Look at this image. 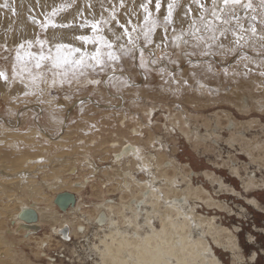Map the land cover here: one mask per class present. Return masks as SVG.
I'll use <instances>...</instances> for the list:
<instances>
[{
	"label": "rangeland",
	"instance_id": "rangeland-1",
	"mask_svg": "<svg viewBox=\"0 0 264 264\" xmlns=\"http://www.w3.org/2000/svg\"><path fill=\"white\" fill-rule=\"evenodd\" d=\"M141 2L142 0H132V2L130 0H124V7L121 8L119 7L120 0H114V3H110L109 0H74V2L73 0H64L62 3L72 4V7L58 13L53 19L57 22H59V20L60 22H67L75 18L78 25L85 19L91 21L93 19H99L101 16L107 19L109 17V12L104 11V9H109L110 11L115 7L117 18L121 23L126 24L128 19H131L133 24H139L143 18V11L139 8ZM167 3L165 0H161L159 13L155 10V2L153 6H151V4L149 5V9L154 16H158L162 20L163 15L166 14L167 8L165 12H161L165 9ZM11 4L15 9L17 8V18H15L13 22L16 24V21L19 19V13H24V8L23 6L21 7L18 0H14V2L12 0ZM56 4L60 5L61 3L56 2ZM89 5H91V7H89ZM124 9H126V15H123L124 18H122L121 15L124 13L122 10ZM129 10L132 11L130 12ZM81 12L82 15H79ZM73 13L74 16L72 17ZM112 23H114V21ZM110 25H104V34L109 39H113L111 34L107 32V28L110 27ZM113 29L118 34L122 32V29L118 27ZM170 29L171 27H169L168 32ZM48 30L47 32H43L40 29L39 36L41 38H46L47 33H49ZM180 30L181 29H179V31ZM159 31H161L160 39L162 38L163 40L161 42H158L155 37ZM179 31H177V33H179ZM168 32L165 34L163 26L161 25V27H158L156 32L152 34L153 43L148 45L145 50V60L148 61L147 68L140 67V54L139 51H137L135 58L132 56L122 57L121 63L116 65V72L111 80L109 77H112L113 73L110 68L102 73L89 71L83 77L75 79L70 77V83H61L60 77L54 78L51 72H45L44 75L37 80L35 85L31 84L34 92H36L37 89L38 91L41 89L44 90L42 93L45 95V100L40 98L39 94H37L38 96L34 94V96L28 97L27 100L22 102L18 100L19 103L14 102L18 107L14 105L9 107L10 112H18V115L17 113L15 115L14 113H6L4 105L5 100L1 95L0 114L4 118L5 124L9 125L10 120H17V127L21 123L30 127V123L33 122L32 127L35 128L37 118H39V124L44 130L48 128L50 130L49 126H52L54 130L56 121L53 117L57 115L56 117L61 118L59 124H62L60 131L57 133H59V136L64 134V139L62 140L63 144H70L72 148L79 147V149L74 152L75 155H72V157L79 159L82 158V155L86 152H82V148L80 147L88 144L87 142H90L89 139L93 138L94 135H97V138L101 136V139L104 140V137L110 135L109 129H114L118 125L117 121H119L120 124L125 118L128 119L129 116H132L131 114L135 109L134 103H141L144 101L145 105L151 108L153 113L149 116L150 118H147L148 121L143 119V122L149 125L144 129V135H141V137L144 138L143 140L146 142L148 139L155 137L153 144L156 146V149L149 147V151H151L150 153L152 155L156 154L157 163L164 164L166 161H171V163L179 166L180 172L188 175V177H186V179H188L186 184L182 182L179 177L177 181L178 190L183 191L188 183L193 189L200 188L203 191L205 190L204 193L201 194L200 201L197 200L194 202L191 200L196 206V214L207 218H215L216 226L227 228V230L236 237L238 245L236 254L239 256L241 253L242 258L239 262H236V264H264V162L257 159L252 161V158H249L246 151H244V148L249 151L247 149L248 140L252 142L253 139L256 140L258 137L256 141L258 142L259 140L258 143H264V140H262L264 139V107H262L261 104L260 107H255L254 104L250 103V95L241 90L238 92L239 97L240 95L242 97L245 96L249 100L250 107L248 110L238 108L236 104L237 98L239 97L227 92H231L239 87L232 86L230 88L227 87L228 89H225V87L220 88V83L218 84V78H216L218 77L217 71H219L220 65L226 66L224 69L229 72H233L235 69L241 71V75L234 76L233 79H231L232 82L237 77L244 78L245 72L249 73L246 67L247 60L244 59V57L247 56V53L258 55V49H254L255 46L249 45L242 50L237 49L234 52H227V49L234 47L233 43H228L227 37L229 33H227L225 36L219 37V39L212 44L209 55L201 56L199 54L200 49L194 47L195 41L191 37H186V39L189 41L193 40V45L184 44L182 42L183 45L177 48L171 42L173 32ZM73 34L91 35L92 33L90 28L85 27L81 29L75 27L67 31L63 37L55 34H53L52 37L59 38L55 40L56 42H71L77 47H82L85 51H94V45L89 44L87 46H82L80 42L72 39ZM53 38L51 40H54ZM25 40L29 39L18 32L11 34V30L0 25V70L6 71L8 76L12 75L11 69L12 64L15 62L17 45ZM118 43L126 44L127 38L122 39ZM218 44H223L225 46L224 49L217 47ZM142 45L143 37L141 36L137 43V48ZM157 45H160V47H157ZM5 47L7 51H5ZM154 48H157V53H154ZM36 49L33 47L31 50L35 52ZM45 51H47V49H45ZM222 51L226 54L222 55ZM186 52H195L196 54L185 55ZM149 53H154V55H149ZM161 57L164 58L161 59ZM153 58L157 60L155 64L151 63ZM209 67L211 71L208 70ZM33 71L35 73L36 70L34 69ZM182 72L186 74L181 77V85L175 88L179 94V99L175 97L161 100L157 90L162 89V87L169 89V82H167L169 76L173 73L180 74ZM53 79L56 80V83H53ZM120 79L126 80L127 84L119 85L118 81ZM192 79L194 80L192 81ZM26 80L30 82L27 78ZM91 80H100L101 83H89ZM185 81H187L186 84ZM175 82L176 81H174V83ZM114 85L119 87L115 88ZM201 85H203L206 90L200 94ZM174 87L175 86L172 85L171 88ZM241 89L246 90L245 85H243ZM172 93L174 92L170 91V94ZM254 93L255 91L253 94ZM184 94H188L190 98L184 97ZM146 96L149 97L148 100ZM228 97H230V99H228ZM90 99L96 100V104L91 102ZM51 100H55V102L61 101L62 103L68 104V106H73L72 114L68 116V113L64 111L53 114L54 102H50ZM33 106H40L42 114H36V117H34L32 114L26 115L27 112H31V108L19 110L21 107ZM25 115L26 117H24ZM176 117H179V119L182 118L186 125H182L181 123L183 122H177L175 120L177 119ZM218 122L220 123L218 124ZM91 125H95V127H90ZM99 126H102L104 129L99 128ZM180 126L182 130L179 128ZM186 128L187 131L185 130ZM56 131L57 130H55V134ZM126 132L129 131L127 130ZM233 134L235 136L244 137V144H242V142H234L232 138ZM122 137H125V135L122 134ZM126 141L130 145L141 146L135 141H130L129 137H127ZM197 143L199 144L197 145ZM86 147L89 148L88 145H86ZM92 148L93 146L88 150L91 154L87 157H94L93 162L94 166L97 167V173L90 170L88 166L82 165V168H78L80 171H78L79 175H74L72 178V181H83L87 179L89 182L86 183V186L79 193V195L81 194V200L80 198L78 199L81 203L80 209L85 215L93 214L95 204L103 203L108 200L118 203L121 196L124 195L120 193V190L116 189V183L111 182L110 185H108L103 182L105 177L102 173L112 172V158H114L117 150L115 148H110V151L108 150L109 153L102 152L100 154L96 149H93V151ZM52 149L56 150L57 159L59 161L71 156L68 149L59 148V144H55ZM26 151L28 152L23 154L30 158L40 154V150L36 147ZM256 152V154L261 153V151L257 150ZM44 153H46V150H44ZM12 155L11 152L5 153V151L1 150L0 166L19 161L22 157L20 153L15 156ZM167 170L169 171L167 172L170 173L169 176L167 175L168 177L174 175V171H171L173 170L171 167H168ZM233 172L236 175L233 174ZM137 177L138 179H146V177H143L142 172L139 171H137ZM250 178L252 180L254 179L253 183L255 187L253 186V188L252 186L248 188L245 187L247 183L246 180ZM219 182H222V185H220ZM159 184L163 185L164 183L162 181ZM3 195L5 196L0 197V204L13 206V204L9 202V194ZM205 196H209L217 205L207 206L206 203H204L206 200ZM189 197L191 198L192 196ZM5 221H7L6 218L3 216L0 217V230L8 228L5 227ZM51 224L52 222L45 221V223L42 224L43 228L41 227L36 234L31 236V241L27 240L24 245L21 244L17 248H14L12 253L22 252L25 254L24 259H10L9 257L1 256L3 247L0 240V264L97 263L96 259L98 258L95 255V249L91 245L94 239L92 235L96 230L94 227L90 228V232L87 233L86 237L83 239L77 238V236L72 234V231L75 230L72 228L74 225L66 224V226L63 227L69 228L67 232L55 234L51 231L53 228ZM76 230L78 231V226ZM5 237L13 244L20 243L17 239L22 238V236H18V234H14V237L10 235H6ZM40 240L41 242H45L41 244L42 248H40L44 255L38 256V252L41 251H37V248L39 249L40 247L37 242ZM208 240L211 251L215 253V257L220 263L235 264L233 253H231L228 248L225 249L222 245L217 247V245L211 242L210 237H208ZM253 256L254 258H252Z\"/></svg>",
	"mask_w": 264,
	"mask_h": 264
},
{
	"label": "bare ground",
	"instance_id": "bare-ground-1",
	"mask_svg": "<svg viewBox=\"0 0 264 264\" xmlns=\"http://www.w3.org/2000/svg\"><path fill=\"white\" fill-rule=\"evenodd\" d=\"M63 1L64 0H39V3H37V0H18L21 7L23 6L24 8V13H19V19L16 21V24H14L13 22L15 21V18H17V15H12L10 10L0 9V25L11 30V34L18 32L19 34L26 36L27 39L33 40L37 34H39L40 27L38 24L32 23L29 20V17L34 16L36 20L43 21L45 16L50 13L53 8L64 4L62 3ZM130 1L132 2V0ZM165 1L166 3L168 2V0ZM0 2L4 1L0 0ZM11 2L12 0H9L10 4ZM56 2L61 4L57 5ZM154 2L155 1L153 0L151 6L154 5ZM206 2L210 6V0H206ZM183 3L184 0H181L182 5ZM254 3H258V0H254ZM166 8L167 6L161 13L165 12ZM192 8L194 9L193 16L197 15L195 10L196 6L192 5ZM125 11L126 9L122 10V12H124L121 15L122 18H124L123 15H126ZM238 11L240 15H244L242 9ZM182 12L183 8H178L174 13V18L176 20L174 26L176 31H179L181 27L185 29L187 28L188 21L181 20ZM73 16L74 13L72 17ZM242 22L245 23V26L247 27V22ZM110 27L116 28L117 26L114 22ZM69 30L70 29L50 28L46 38L52 43H55V40H51L53 34L61 35L63 37ZM171 32L172 28L168 33ZM160 36L161 31L155 35L158 42L163 41L162 38L160 39ZM233 40L234 37L229 33L227 37L228 43L232 44ZM192 41H189L188 44L193 45L194 41ZM182 42L183 41L179 42L180 46L183 45ZM254 46V49L256 48L259 51V43H255ZM34 47L36 49V46ZM38 51L39 46H37L35 52ZM154 53H157V48H154ZM247 57L246 67L248 68L249 73L245 72L243 76L244 78L237 77L232 82L231 79H233L234 76L241 75V71L235 69L233 72H229L224 69L226 66L220 65L218 69L219 71L215 70L217 71L218 76L216 77L218 78L217 82L218 84L220 83V88L225 87V89H228L227 87L230 88L232 86L239 87L227 93L239 97L238 92L243 90L246 94L250 95L251 104H254L255 107H260L261 104L262 107H264V76L260 75V73L264 71V57L254 53H247ZM185 74V72L180 74L173 73L169 76L167 81L169 82V89L162 87V89L157 90L161 100L172 99L175 97L179 99V94L175 88L181 85V77ZM9 78L11 80V76H9ZM193 80L194 79H192V81ZM122 81L124 80L120 79L118 81L119 85L124 84ZM174 81L176 82L174 83ZM24 83L29 84V87L25 88L19 81V78L10 84H5V82L0 81V96L2 95L4 97L5 111L7 114L14 113L16 115L17 113L18 115V112H10L9 107H12L13 105L16 106L14 102L19 103L18 100L22 102L27 100L28 97L34 96V94H39L40 98L45 100V95L42 93L44 90L41 89L38 91L37 89L36 92H34L30 82L25 79ZM172 85L175 87L171 88ZM243 85H245L247 91L241 89ZM118 87L119 86H115V88ZM205 90L204 87L200 88V94ZM170 91H173L174 93L170 94ZM254 91L255 93L253 94ZM25 92H28L29 94L24 95ZM184 97L188 98L189 96L188 94H184ZM146 98L147 100L149 99L148 96H146ZM228 99H230V97H228ZM90 101L96 104V100L94 101L93 99H90ZM50 102H54L53 114H56L57 112L61 113L63 111L67 112L68 116L72 114L73 106H68V104L64 102L62 103L61 101L55 102V100H51ZM134 105L135 109L131 114L132 116H129L128 119L125 118L120 124L119 121H117L118 125L114 129H109L110 135L104 137V140L101 139V136L100 138H97V135H94L93 138L89 139L90 142H87L88 144L80 147L82 148V152H86L82 155V158L79 159L72 157L73 154L75 155L74 152L77 151L79 147L72 148L70 144L62 143L64 134L59 136V133H57L60 131V127H62V124H59L61 118L56 117L57 115H54L53 117L56 121L54 130L52 129V126H49L50 130L49 128L44 130L39 124V118H37L35 128L32 127L33 122L30 123V127L22 123L17 127V120H10L9 125L5 124L6 122L4 121V118L0 114V151H5V153L11 152L13 154L12 156L20 153L22 156L19 161L0 166V197L5 196L3 194H9V202L13 204V206L0 204V217L3 216L7 219V221H5V227H8L0 230V240L3 247V253L1 256H6L10 259H24V253H12L14 248H17L21 244L24 245L27 240L31 241V236L41 229L43 226L42 224L45 223V221H48L52 222L51 225L53 228L51 231L53 233H63V226L71 224L72 226L74 225L72 228L75 229L72 231V234L77 236V238L83 239L86 237L87 233L90 232V228L94 227L96 230L92 235L94 239L91 245L95 249V255L98 258L96 259V264H129L130 261H135V264H141V262H150L154 259H164L169 261V264H222L215 257V253L211 251L208 237H210L211 242L217 245V247L222 245L225 249L228 248L231 253H233L235 264L242 259L241 253L239 256L236 254V251H238L236 237L232 235L227 228L216 226L215 218H207L196 214V206L191 200L194 202L197 200L200 201L201 194L204 193L205 190L203 191L200 188L193 189L189 183L183 191L178 190L177 181L179 180V177L180 180L186 184L188 182V179H186L188 175L180 172L179 166L171 163V161H166L164 164L157 163L156 154L152 155L150 153L151 151H149V147L156 149V146L153 144L155 137L148 139L147 142L141 137V135H144V129L149 125L144 123L143 119L148 121L147 118L151 116L153 112L151 108H148V106L145 105L144 101L141 103H134ZM236 105L243 110H248L250 107L249 100L241 95L237 98ZM25 108H31V112H27L26 115L32 114L36 117V114H42L40 106L21 107L19 110H25ZM26 115L24 117H26ZM176 118L177 119L175 120L177 122H183L181 124L186 125L182 118ZM219 123L220 122H218V124ZM99 128L104 129L102 126H99ZM179 128L182 130L181 126ZM55 130H57V135L55 134ZM127 130L129 132H126ZM185 130L187 131V128ZM122 134H124L125 137H122ZM127 137H129L130 141H135L141 146L130 145L126 141ZM232 138L234 139V142L237 141L244 144V137L238 135L235 136L233 134ZM253 140L252 142L249 140L248 142L246 141L248 144L247 149L249 151L245 150V148L244 151H246L249 158H252V161L257 159L264 162V143L261 144L258 143L259 140L258 142L255 139ZM55 144H59V148L61 149L67 148L71 156L59 161L57 159L58 156L56 155V150L52 149ZM198 144L199 143H197V145ZM86 145H88L89 148H87ZM92 146V150L96 149L100 154L102 152L109 153L110 148H115L117 150L114 158H112V172L102 173L105 177L103 182L108 185H110L111 182L116 183V189L120 190V193H123L124 195L121 196L118 203L108 200L103 203L95 204L93 214L85 215L80 209L81 203L78 199L80 198L81 200V194L79 195V193L86 186L88 180L72 181V178L74 175H79L78 168H82L84 165L97 173V167L94 166L93 162L94 157H87L91 154L88 150L91 149ZM34 147L40 150V154L36 157L30 158L23 154L28 152L26 150ZM136 147L141 148L142 160L140 161H138L134 155ZM44 150H46V153H44ZM256 150L261 151V153L256 154ZM141 167H146L147 172L142 171ZM168 167L173 169L171 170L174 171L173 176L168 177L170 174L167 170ZM137 171L142 172L143 177H146V179H138ZM233 174L235 173L233 172ZM253 180L251 178L247 179L245 187H255ZM162 181L164 184H159ZM219 184L222 185V182H219ZM149 185H151V187H149ZM152 188H155L156 191H152ZM66 191L72 196L67 194L64 195ZM160 193L163 194L162 198ZM189 196L192 197L190 198ZM205 199L204 203H206L207 206H212L214 204L217 205L209 196H205ZM169 204H171V207ZM149 221H151L150 224ZM137 225L139 227H137ZM77 226L78 231L76 230ZM66 228L69 229L68 227ZM145 229H147V231H145ZM14 234L22 236L21 239H17L16 237L20 243H10L5 237L6 235L14 237ZM43 243L45 242H41V240L37 242L40 246H38L39 249L36 247L37 251H41L40 248H42L41 244ZM162 250L164 251V255L160 256ZM39 255L44 254L41 251L38 252V256ZM252 258H254V256Z\"/></svg>",
	"mask_w": 264,
	"mask_h": 264
},
{
	"label": "snow or ice",
	"instance_id": "snow-or-ice-1",
	"mask_svg": "<svg viewBox=\"0 0 264 264\" xmlns=\"http://www.w3.org/2000/svg\"><path fill=\"white\" fill-rule=\"evenodd\" d=\"M109 2L114 3V0H109ZM152 2L153 0H142L139 4V8L143 11V18L139 24H133L131 19H128L126 24L121 23L117 18L115 7L110 11L109 9H104V11L109 12L107 19L104 16L91 21L85 19L78 25L75 18L67 22H57L53 19L58 13L71 8L72 4H61L59 7L53 8L43 21H38L34 16H30L29 20L34 24H38L44 32H47L49 28H90L91 35L73 34L72 39L80 42L82 46L94 45V51H85L82 47H77L71 42L66 43L61 41L52 43L49 39L41 38L37 34L34 40H25L17 45L15 62L12 64L11 69V80L5 71L0 70V81L10 84L19 78L24 87L28 88L29 84L24 83L26 78L32 85H35L45 72H51L54 78H61V83H70V77L72 79L83 77L89 71L102 73L109 68L113 73V76L109 77L111 80L115 75L116 65L121 63L122 57L132 56L135 58L137 51L140 54V67L147 68L148 61L145 60V50L148 45L153 43L152 34L161 25L165 34H167L169 27L172 28L173 35L171 42L177 48L180 47V41L188 44L189 40L186 37H191L195 41L194 47L200 49L199 54L201 56L210 54L212 44L219 37L231 33L234 37V47L227 49V52H234L237 49L242 50L250 44L254 46L255 43H259L258 55L264 57V0H258V3H254V0H210V6L206 0H184L183 5L181 4V0H168L167 11L163 15L162 20L158 16H154L152 11H150L149 5ZM37 3H39V0H37ZM192 5L196 6L197 15L195 16H193L194 9ZM119 7H124V0H120ZM160 8L161 0H155V10L157 13H159ZM178 8H183L181 20L188 21L187 28L181 27L179 33H177L174 26L176 24L174 13ZM0 9L10 10L13 15H17L15 7L9 3V0H4L3 3H0ZM241 9L244 12L243 16L238 11ZM129 11L131 12L132 10ZM79 15H82V12ZM113 21L119 29H122V32L118 34L112 27H108L107 32L113 37V39H109L104 34V25H110ZM242 21L247 22V27ZM141 36L143 37V45L137 48V43ZM124 38H127L126 44L118 43ZM53 39L57 40L59 38L54 37ZM34 46H39L38 52L31 51ZM157 47H160V45H157ZM217 47L224 49L225 46L218 44ZM5 51H7L6 47ZM195 54V52L185 53V55ZM221 54L224 55L226 53L222 51ZM149 55H154V53H149ZM244 59H248V57L245 56ZM156 62L155 58L151 60L152 64ZM34 69L36 70L35 73ZM208 70L211 71V68L209 67ZM260 75L264 76V71ZM122 82L127 84L126 80ZM53 83H56L55 79H53ZM89 83L100 84L101 81L91 80ZM186 83L187 81H185ZM28 94V92L24 93V95ZM90 127H95V125H91ZM134 155L138 161L142 160L140 147L135 148ZM141 170L147 172L146 167H141ZM152 191L155 192L156 189L152 188ZM160 196L162 198L163 194L160 193ZM169 206L171 207V204ZM150 223L151 221H149ZM137 227L139 226L137 225ZM163 255L164 251L162 250L160 256ZM129 264H135V261H130ZM141 264H169V261L154 259L150 262H141Z\"/></svg>",
	"mask_w": 264,
	"mask_h": 264
},
{
	"label": "water",
	"instance_id": "water-1",
	"mask_svg": "<svg viewBox=\"0 0 264 264\" xmlns=\"http://www.w3.org/2000/svg\"><path fill=\"white\" fill-rule=\"evenodd\" d=\"M65 194L70 195V194H68L67 192H65L64 195H65ZM62 195H63V194H62ZM60 196H61V195H60ZM70 196H72V195H70ZM62 232H63V233L67 232V228H64V229L62 230Z\"/></svg>",
	"mask_w": 264,
	"mask_h": 264
}]
</instances>
